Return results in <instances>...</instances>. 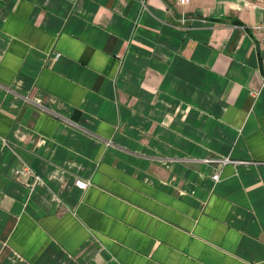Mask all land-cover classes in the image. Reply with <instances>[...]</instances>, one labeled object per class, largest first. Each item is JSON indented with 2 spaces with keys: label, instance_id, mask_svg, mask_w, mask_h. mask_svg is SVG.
Returning <instances> with one entry per match:
<instances>
[{
  "label": "crops",
  "instance_id": "1",
  "mask_svg": "<svg viewBox=\"0 0 264 264\" xmlns=\"http://www.w3.org/2000/svg\"><path fill=\"white\" fill-rule=\"evenodd\" d=\"M258 24L264 0H0V264H264Z\"/></svg>",
  "mask_w": 264,
  "mask_h": 264
},
{
  "label": "built area",
  "instance_id": "2",
  "mask_svg": "<svg viewBox=\"0 0 264 264\" xmlns=\"http://www.w3.org/2000/svg\"><path fill=\"white\" fill-rule=\"evenodd\" d=\"M180 4H185L188 3L190 0H177ZM253 28L255 29H264V24H258L253 26ZM261 44L262 46H264V37L261 38ZM207 161H213L216 162L219 166L229 162L230 160L228 158H217V159H210ZM14 175L16 177H26V176H31L32 177V182L33 180L37 179L38 177L32 172V170L28 167V166H23V167H19L17 169L14 170ZM219 178V174L218 172H215L212 175V179L217 181ZM74 185L80 189H85L88 185V182L82 179H75L74 180Z\"/></svg>",
  "mask_w": 264,
  "mask_h": 264
}]
</instances>
